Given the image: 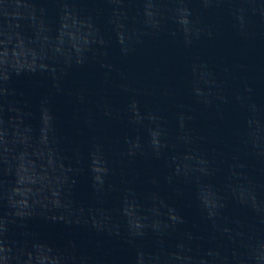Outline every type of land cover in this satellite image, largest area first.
<instances>
[{
    "label": "water",
    "instance_id": "water-1",
    "mask_svg": "<svg viewBox=\"0 0 264 264\" xmlns=\"http://www.w3.org/2000/svg\"><path fill=\"white\" fill-rule=\"evenodd\" d=\"M264 0H0V264H252Z\"/></svg>",
    "mask_w": 264,
    "mask_h": 264
}]
</instances>
